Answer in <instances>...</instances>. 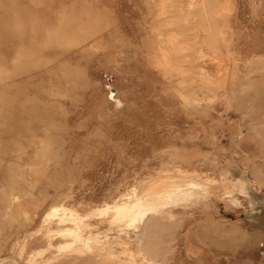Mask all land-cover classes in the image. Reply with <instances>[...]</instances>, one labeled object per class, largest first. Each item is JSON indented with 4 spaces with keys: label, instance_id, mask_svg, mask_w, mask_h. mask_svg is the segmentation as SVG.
Wrapping results in <instances>:
<instances>
[{
    "label": "rangeland",
    "instance_id": "rangeland-1",
    "mask_svg": "<svg viewBox=\"0 0 264 264\" xmlns=\"http://www.w3.org/2000/svg\"><path fill=\"white\" fill-rule=\"evenodd\" d=\"M161 172L218 188L100 211ZM45 259L264 264V0H0V262Z\"/></svg>",
    "mask_w": 264,
    "mask_h": 264
},
{
    "label": "bare ground",
    "instance_id": "bare-ground-1",
    "mask_svg": "<svg viewBox=\"0 0 264 264\" xmlns=\"http://www.w3.org/2000/svg\"><path fill=\"white\" fill-rule=\"evenodd\" d=\"M206 56L207 60H210V66L208 68L209 74L212 72L216 76L221 74L219 67L220 60H216V65H214L215 67H212L211 63L214 62L215 56H208V54H206ZM160 174L162 175L160 179L151 180L152 182L150 181V183L145 187L146 193L144 195L135 194L133 199L130 198L127 201L123 200L121 202H114L111 205H106L104 208L100 209V211L102 212L110 209L113 220H124L130 224L134 223L137 218L140 219V217H144V215H147L150 212L165 208L166 205L174 203L177 199H188L194 194H202L204 196L212 195L218 188V186L215 185L216 182H200L189 175L177 174L175 172H161ZM51 216L56 217L58 223H70V225L64 224L63 227L58 229V232L62 235L71 236L72 241L67 242L66 244H61L59 248L68 247L78 241L83 243L82 245H90L89 243L91 237L83 236L82 234L80 226L82 217L78 212L64 205H60L59 207L50 208L45 215V219L48 217L51 218ZM39 252L40 251L38 250L35 254ZM47 261L48 259H45L41 264H44Z\"/></svg>",
    "mask_w": 264,
    "mask_h": 264
}]
</instances>
